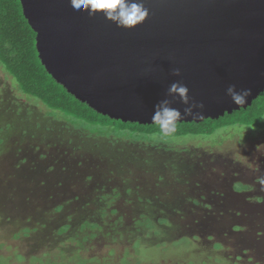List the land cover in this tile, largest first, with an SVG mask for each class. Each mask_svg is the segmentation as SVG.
Returning a JSON list of instances; mask_svg holds the SVG:
<instances>
[{
  "label": "rangeland",
  "instance_id": "rangeland-1",
  "mask_svg": "<svg viewBox=\"0 0 264 264\" xmlns=\"http://www.w3.org/2000/svg\"><path fill=\"white\" fill-rule=\"evenodd\" d=\"M72 255L264 264V134L211 142L97 132L29 99L0 68V264Z\"/></svg>",
  "mask_w": 264,
  "mask_h": 264
},
{
  "label": "water",
  "instance_id": "water-1",
  "mask_svg": "<svg viewBox=\"0 0 264 264\" xmlns=\"http://www.w3.org/2000/svg\"><path fill=\"white\" fill-rule=\"evenodd\" d=\"M20 1L47 71L110 118L152 124L164 98L183 111L178 98L167 96L173 81L204 104L178 122L246 108L264 91V0H142L150 15L133 29L103 13H80L70 0ZM232 84L252 90L241 106L226 93Z\"/></svg>",
  "mask_w": 264,
  "mask_h": 264
},
{
  "label": "trees",
  "instance_id": "trees-1",
  "mask_svg": "<svg viewBox=\"0 0 264 264\" xmlns=\"http://www.w3.org/2000/svg\"><path fill=\"white\" fill-rule=\"evenodd\" d=\"M0 68L26 97L43 104L58 118H65L93 131H108L135 138L174 141L199 138L211 142L224 138L230 132L240 133L243 130L264 134V91L246 108L225 113L218 118L177 122L175 131L167 137L161 136L154 124L125 122L97 112L68 92L47 71L36 47V32L24 16L20 0H0ZM53 262L84 264L85 260L72 255Z\"/></svg>",
  "mask_w": 264,
  "mask_h": 264
},
{
  "label": "clouds",
  "instance_id": "clouds-1",
  "mask_svg": "<svg viewBox=\"0 0 264 264\" xmlns=\"http://www.w3.org/2000/svg\"><path fill=\"white\" fill-rule=\"evenodd\" d=\"M71 6L80 13L86 10L89 16H95L98 12L103 13L106 18L113 21L118 27L133 29L142 24L150 15V10L142 0H70ZM173 74L180 75V69H174ZM251 89H239L232 84L226 89V93L231 97L234 104L241 106L247 102L251 94ZM189 87L181 81H173L167 89V96L178 98L186 107L181 111L180 108L173 106V100L161 99L154 108L151 123L156 125L159 134L167 137L175 131L176 124L181 119L188 116L195 117L198 112L194 109L203 108L202 102L195 103L189 95Z\"/></svg>",
  "mask_w": 264,
  "mask_h": 264
}]
</instances>
